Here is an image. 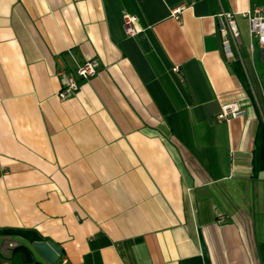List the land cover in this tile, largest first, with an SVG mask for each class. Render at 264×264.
I'll return each mask as SVG.
<instances>
[{
  "label": "crops",
  "instance_id": "obj_1",
  "mask_svg": "<svg viewBox=\"0 0 264 264\" xmlns=\"http://www.w3.org/2000/svg\"><path fill=\"white\" fill-rule=\"evenodd\" d=\"M257 8L0 0V264H48L46 241L57 264H264V57L242 17ZM223 12L241 34L231 55ZM90 60L98 74L61 100L60 68ZM233 102L246 115L219 123Z\"/></svg>",
  "mask_w": 264,
  "mask_h": 264
},
{
  "label": "built area",
  "instance_id": "obj_2",
  "mask_svg": "<svg viewBox=\"0 0 264 264\" xmlns=\"http://www.w3.org/2000/svg\"><path fill=\"white\" fill-rule=\"evenodd\" d=\"M186 6L182 5L172 10L171 15L180 19L181 13ZM242 17L249 22L250 34L256 41L258 47L263 53L264 57V14L263 10L257 8L254 13L246 12ZM220 22V36L224 51L231 55L234 51L239 50L241 44V34L235 18V14L223 12L218 15ZM137 18L132 16L125 17V31L129 37H136L140 31L136 27ZM100 70V63L97 60H90L79 66L75 73L69 72L62 66L58 72L61 80L62 90L59 93L61 100H67L74 96L80 90V83L89 81L96 76ZM176 71V70H175ZM246 115L245 109L241 108L238 103H228L221 107V111L216 117L219 123L230 119H237ZM60 264H70L68 260L64 259Z\"/></svg>",
  "mask_w": 264,
  "mask_h": 264
},
{
  "label": "water",
  "instance_id": "obj_3",
  "mask_svg": "<svg viewBox=\"0 0 264 264\" xmlns=\"http://www.w3.org/2000/svg\"><path fill=\"white\" fill-rule=\"evenodd\" d=\"M149 47L148 41L143 42V49L148 51ZM33 248L48 264H57L63 255L62 249L49 241L36 242Z\"/></svg>",
  "mask_w": 264,
  "mask_h": 264
},
{
  "label": "trees",
  "instance_id": "obj_4",
  "mask_svg": "<svg viewBox=\"0 0 264 264\" xmlns=\"http://www.w3.org/2000/svg\"><path fill=\"white\" fill-rule=\"evenodd\" d=\"M124 48L126 50L127 56L131 59V61L138 68V70L145 75L148 70V66L146 60L142 55L140 45L134 40H130L124 45ZM22 252L25 254L27 259L32 260L31 254L28 251L22 250Z\"/></svg>",
  "mask_w": 264,
  "mask_h": 264
}]
</instances>
